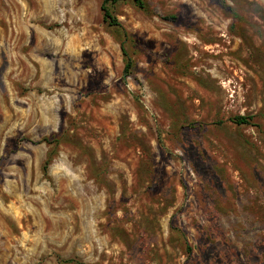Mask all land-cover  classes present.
<instances>
[{
  "label": "rangeland",
  "instance_id": "1",
  "mask_svg": "<svg viewBox=\"0 0 264 264\" xmlns=\"http://www.w3.org/2000/svg\"><path fill=\"white\" fill-rule=\"evenodd\" d=\"M101 3L0 0V264H264V0Z\"/></svg>",
  "mask_w": 264,
  "mask_h": 264
},
{
  "label": "trees",
  "instance_id": "2",
  "mask_svg": "<svg viewBox=\"0 0 264 264\" xmlns=\"http://www.w3.org/2000/svg\"><path fill=\"white\" fill-rule=\"evenodd\" d=\"M117 0H102L101 3V10H102V14H103V19L108 22L109 25H113V26H117L119 28H121V25L119 23V21L116 19V17L112 14V12L110 11L108 4L109 3H114ZM133 3L141 9H145L146 7V3L145 0H132ZM128 69V64L125 67V72H127ZM251 116H246V115H234L233 117H231V120L238 125L241 124H249L251 122ZM49 165V161L48 159H46V162L44 163L43 166V170L46 172L47 168ZM73 260H67V262H72ZM75 264H81L80 262H77Z\"/></svg>",
  "mask_w": 264,
  "mask_h": 264
}]
</instances>
